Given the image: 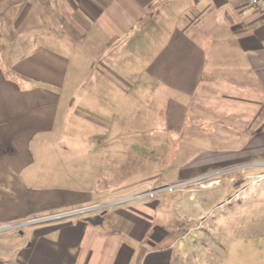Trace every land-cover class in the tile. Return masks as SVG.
<instances>
[{
    "label": "crops",
    "instance_id": "crops-1",
    "mask_svg": "<svg viewBox=\"0 0 264 264\" xmlns=\"http://www.w3.org/2000/svg\"><path fill=\"white\" fill-rule=\"evenodd\" d=\"M138 88L161 94L157 115L175 144L165 167L174 183L264 161V17L256 7L244 0H0V224L112 204L23 225L0 243V264H173L174 255L176 262L173 245H161L175 230L155 223L158 200L88 204L87 191L57 196L22 177L32 142L46 141L58 124L112 118L102 111ZM182 207L176 201L179 221Z\"/></svg>",
    "mask_w": 264,
    "mask_h": 264
},
{
    "label": "rangeland",
    "instance_id": "rangeland-1",
    "mask_svg": "<svg viewBox=\"0 0 264 264\" xmlns=\"http://www.w3.org/2000/svg\"><path fill=\"white\" fill-rule=\"evenodd\" d=\"M123 92L117 108L102 111H112V118L100 121L89 116L91 121H84L82 127L58 124L46 141L32 142L33 162L22 175L26 182L56 190L57 196L67 190L87 191L94 197L88 204L158 200V210L163 212L157 214L155 223H169L175 230L161 244H172L177 251L173 264H264V161L181 182L158 195L145 194L152 188L177 184L165 168L175 144L157 115L161 94L142 88ZM176 201L183 203L182 221ZM101 205L83 214L100 212L112 204ZM84 206L89 205L58 208L33 218ZM23 227L1 228L0 243Z\"/></svg>",
    "mask_w": 264,
    "mask_h": 264
},
{
    "label": "built area",
    "instance_id": "built-area-1",
    "mask_svg": "<svg viewBox=\"0 0 264 264\" xmlns=\"http://www.w3.org/2000/svg\"><path fill=\"white\" fill-rule=\"evenodd\" d=\"M244 2L252 7H256L262 14L264 17V0H244ZM179 184H168L166 186L160 187V188H152L147 190V192L145 194L148 195H158L159 193H161L163 190H169L172 191L173 189H175L176 186H178ZM102 206L101 204H93V205H89V206H84L82 208H78V209H74V210H68L66 212H62V213H58V214H54V215H49V216H42V217H37V218H31L28 220H25L24 222L21 223H15V224H8V225H1V228H12V227H16V226H21V225H27V224H35V223H39V222H43V221H47V220H52V219H58V218H69L71 216H73L74 214H83L85 212H88L90 210L96 209L98 207Z\"/></svg>",
    "mask_w": 264,
    "mask_h": 264
}]
</instances>
